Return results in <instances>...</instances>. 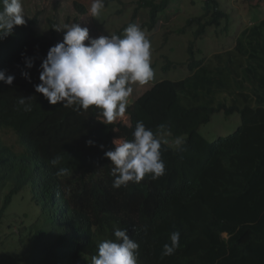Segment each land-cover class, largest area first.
Wrapping results in <instances>:
<instances>
[{
	"label": "trees",
	"instance_id": "trees-1",
	"mask_svg": "<svg viewBox=\"0 0 264 264\" xmlns=\"http://www.w3.org/2000/svg\"><path fill=\"white\" fill-rule=\"evenodd\" d=\"M202 1V14L187 23L198 26L195 37L225 20L229 29L220 1ZM169 2L140 0L133 17L148 8L144 25L153 28ZM38 21L0 40V70L15 77L0 82V264H91L116 227L139 244L138 264H264V17L209 58L195 59L192 42L190 74L155 83L112 124L101 122L100 109L52 105L35 91L60 42ZM219 112L239 114L240 124L211 140L201 129ZM138 121L160 133L165 173L115 188L105 152L116 139L132 140ZM176 231L179 246L165 256Z\"/></svg>",
	"mask_w": 264,
	"mask_h": 264
},
{
	"label": "clouds",
	"instance_id": "clouds-1",
	"mask_svg": "<svg viewBox=\"0 0 264 264\" xmlns=\"http://www.w3.org/2000/svg\"><path fill=\"white\" fill-rule=\"evenodd\" d=\"M103 8V0H93L86 14L89 11L91 17H98ZM24 17L22 0H0V40L13 35L16 26L25 25ZM51 20L52 33L41 31L51 36L55 30L60 42L50 47L43 60L41 83L35 85V91L42 93L52 105L63 102L64 107L77 105L76 110L100 109L103 117L100 120L105 124L123 118L127 98L133 92L131 84L143 85L154 74L150 63L151 44L145 32L138 25L129 24L123 36L92 38L89 29L79 23L55 28L56 24ZM57 31H64V36L60 37ZM32 66L31 61L27 62L28 68ZM22 75L30 80L29 73ZM14 79L13 75L0 70V82L12 85ZM26 99L21 97L19 103L25 105ZM29 110L26 106L25 111ZM164 127L160 125L161 130ZM132 135V140H114V150L105 152L113 165L115 188L127 186L129 182L139 183L146 174L155 180L165 173L160 133H154L143 121H138ZM176 143L179 144V140ZM88 144L94 142L89 140ZM59 159L54 158L52 164H57ZM66 172L67 169L61 168L58 174ZM114 237V240L107 239L98 244V254L92 257L91 264H138L139 244L129 237L127 230L116 227ZM179 239V231L173 232L171 245H164L163 255H172L179 246Z\"/></svg>",
	"mask_w": 264,
	"mask_h": 264
},
{
	"label": "rangeland",
	"instance_id": "rangeland-1",
	"mask_svg": "<svg viewBox=\"0 0 264 264\" xmlns=\"http://www.w3.org/2000/svg\"><path fill=\"white\" fill-rule=\"evenodd\" d=\"M76 1L85 5L87 10L93 2V0H22L25 21L37 15L38 29L49 34L52 33L49 25L51 19L56 24L55 28L79 23L89 29L92 38L112 35L129 24L138 25L151 44L150 63L154 74L143 85L131 84L133 92L127 98V105L161 80H180L188 76L190 74L188 63L193 56L189 51L192 42L195 59L209 58L215 53L233 48L239 34L264 17V0H219L221 7L229 13V29L224 28L227 24L225 20L220 27H209L206 35L196 38L195 31L198 26L194 24L188 27L187 23L189 19L202 14V0H170L166 10L159 14L158 24L153 28L144 25L150 19L148 8H139L137 17H133L140 0H103L104 8L95 18L91 17L89 11L87 14H80L75 5ZM184 28L185 31L182 32L181 29ZM64 31L57 33L63 37ZM121 119L125 118H117V122H121ZM240 120L241 117L237 113L227 116L224 112H219L212 117L209 125L201 130L214 140L220 135L232 133L240 124ZM171 142L176 144V141ZM20 206L23 207L22 204Z\"/></svg>",
	"mask_w": 264,
	"mask_h": 264
}]
</instances>
